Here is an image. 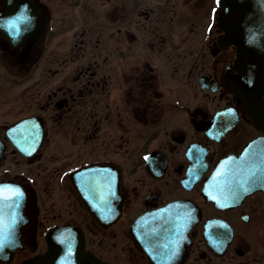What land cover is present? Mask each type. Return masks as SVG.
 Instances as JSON below:
<instances>
[{"label": "flooded vegetation", "instance_id": "1", "mask_svg": "<svg viewBox=\"0 0 264 264\" xmlns=\"http://www.w3.org/2000/svg\"><path fill=\"white\" fill-rule=\"evenodd\" d=\"M12 3L9 24L0 0V184L24 201L0 264L46 251L59 225L105 264H151L130 230L154 211L188 231L183 264H264L242 231L264 221V190L205 193L218 164L264 137L228 85L237 51L220 38L219 0ZM233 171L221 169L223 187ZM209 222L231 228L222 254Z\"/></svg>", "mask_w": 264, "mask_h": 264}, {"label": "water", "instance_id": "2", "mask_svg": "<svg viewBox=\"0 0 264 264\" xmlns=\"http://www.w3.org/2000/svg\"><path fill=\"white\" fill-rule=\"evenodd\" d=\"M8 1L10 11L4 21L12 24L14 0ZM219 4V25L224 30L220 38L228 45L234 44L237 49L235 67L228 75V85L236 100L247 108L254 124L264 130V0H219ZM17 6L21 15L22 4ZM256 148H259V154L255 153ZM234 159H227L220 165L234 166L237 170L228 173L233 175L231 183L234 186L227 187V190L223 188L222 191L236 192L244 197L256 189L264 190V137L251 141ZM255 167L260 169L257 173L253 171ZM219 175L223 176L224 173L218 172L217 178ZM213 187L210 185L209 192L217 201L221 188L216 190ZM0 190V232L7 236L0 248H4L12 238L7 232L16 225L15 216L19 215L24 195L15 196L3 184H0ZM164 215H167L164 211L143 214L132 223V238L138 249L148 254L151 264H165L166 261L168 264H182L188 254L189 240L179 229L180 221L177 218L166 219ZM231 235V228L228 232L220 228L217 234L209 230L207 238L211 246L222 253ZM46 239V252L18 264H105L85 249L84 238L75 227H54L46 234ZM3 257L9 260L8 255Z\"/></svg>", "mask_w": 264, "mask_h": 264}, {"label": "rangeland", "instance_id": "3", "mask_svg": "<svg viewBox=\"0 0 264 264\" xmlns=\"http://www.w3.org/2000/svg\"><path fill=\"white\" fill-rule=\"evenodd\" d=\"M53 199L55 201H59V198L54 193V197H51V202L47 199L46 204H48L49 202L52 203ZM60 205V203L55 204V208L59 209ZM242 231L244 236L243 245L248 248L249 252L256 249L259 250L261 255H264V221L260 222L258 219L256 221L252 220L249 223H243Z\"/></svg>", "mask_w": 264, "mask_h": 264}, {"label": "snow or ice", "instance_id": "4", "mask_svg": "<svg viewBox=\"0 0 264 264\" xmlns=\"http://www.w3.org/2000/svg\"><path fill=\"white\" fill-rule=\"evenodd\" d=\"M0 191H2V190H0ZM10 191H13L15 196H17V197L22 196V193L20 192V190L18 188L17 189H10ZM244 191H247V189H244ZM6 238H7L6 234L0 232V246L3 245V241Z\"/></svg>", "mask_w": 264, "mask_h": 264}]
</instances>
